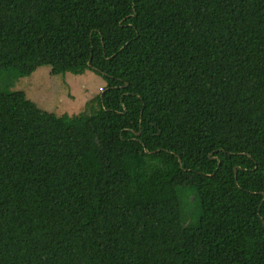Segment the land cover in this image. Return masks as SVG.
<instances>
[{"label": "trees", "instance_id": "obj_1", "mask_svg": "<svg viewBox=\"0 0 264 264\" xmlns=\"http://www.w3.org/2000/svg\"><path fill=\"white\" fill-rule=\"evenodd\" d=\"M0 264H264V0H0Z\"/></svg>", "mask_w": 264, "mask_h": 264}, {"label": "rangeland", "instance_id": "obj_2", "mask_svg": "<svg viewBox=\"0 0 264 264\" xmlns=\"http://www.w3.org/2000/svg\"><path fill=\"white\" fill-rule=\"evenodd\" d=\"M105 80L89 70L84 75L51 74L44 66L33 75L20 79L14 90L23 91L38 107L56 115L85 113L88 103L101 93Z\"/></svg>", "mask_w": 264, "mask_h": 264}]
</instances>
